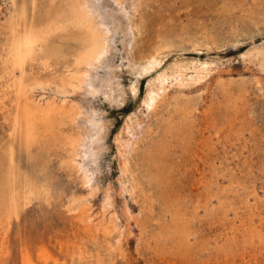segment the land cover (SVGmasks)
Listing matches in <instances>:
<instances>
[{
	"label": "rangeland",
	"instance_id": "obj_1",
	"mask_svg": "<svg viewBox=\"0 0 264 264\" xmlns=\"http://www.w3.org/2000/svg\"><path fill=\"white\" fill-rule=\"evenodd\" d=\"M12 4L0 0V23ZM122 5L131 54L155 53L161 59L141 78L139 94L128 93L117 108L81 91L63 95L50 87L43 93L46 100L58 95L69 104L83 101L110 121L92 215L101 221L102 194L110 189L115 203L110 215L117 213L124 232L110 239L119 247L115 251L103 237L101 243L87 240V249L105 254L104 264H264V0H125ZM116 39L111 63L129 88L135 78L125 53L130 38L121 33ZM4 40L0 33V47ZM162 73L168 77L163 93L147 110V84ZM135 111L144 118L142 125L127 131L126 119ZM3 124L0 117V133ZM118 139L130 142L125 173ZM66 161L64 149L52 152L55 198L47 204L36 200L13 219L12 256L4 264H21V243L33 248L42 242L54 250L56 239L79 241L74 235L69 241L73 218L65 204L71 194L86 195L88 189L65 168Z\"/></svg>",
	"mask_w": 264,
	"mask_h": 264
},
{
	"label": "bare ground",
	"instance_id": "obj_2",
	"mask_svg": "<svg viewBox=\"0 0 264 264\" xmlns=\"http://www.w3.org/2000/svg\"><path fill=\"white\" fill-rule=\"evenodd\" d=\"M12 1L10 14L0 23V33L5 37L0 47V117L4 122L0 133V264L12 256L9 230L13 219L18 220L34 201L46 203L55 198L57 189L49 161L58 149L67 153L65 168L68 165L83 188L88 189L86 195L71 194L65 204L66 212L73 218L71 223L68 221L69 241L72 235L73 239L80 237L79 241L71 245L66 238L56 239L54 250L42 242L33 244V248L21 243L20 262L104 264L105 254L91 253L87 240L101 243L103 237L115 251L119 247L110 239L113 234L121 236L124 232L117 213L110 215L115 206L110 189L102 191L101 221L95 222L92 215L91 200L99 192L96 183L101 178L98 158L107 148L110 121L102 111L83 101L69 104L58 95L46 100L43 93L50 87L63 95L81 91L85 96L100 95L110 106L119 108L125 105L128 93L133 97L139 94L141 78L161 59L155 53L138 57L131 54L132 34L123 28L122 18L128 15L122 5L125 0H22L20 4ZM121 33L131 42L125 50L128 71L135 76L129 88L119 79V66L111 63L117 54L116 37ZM167 80L165 73L149 80L143 107L154 108ZM143 119L139 112H132L126 119V130L133 132ZM129 143L116 140L118 159L124 163L122 173L127 172ZM123 190L128 189L124 186ZM251 230L259 235V231Z\"/></svg>",
	"mask_w": 264,
	"mask_h": 264
}]
</instances>
